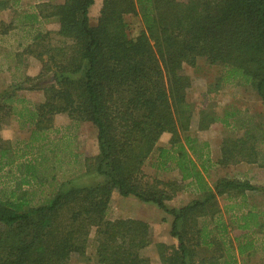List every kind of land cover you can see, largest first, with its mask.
Instances as JSON below:
<instances>
[{"label": "trees", "instance_id": "trees-1", "mask_svg": "<svg viewBox=\"0 0 264 264\" xmlns=\"http://www.w3.org/2000/svg\"><path fill=\"white\" fill-rule=\"evenodd\" d=\"M95 1L44 3L39 10L58 29L36 33L21 55L41 63L38 79L49 74L54 79L44 88L42 103L30 108L17 93L0 94V130L10 120L32 129L23 148L0 137V170H16L13 186L0 189V264H68L74 255L86 254L92 229L97 264H154L148 252L151 226L108 218L115 192L173 216L170 235L176 245L155 244L159 264H235L222 262L224 244L217 240L227 228L218 198L241 197L245 209L234 214L237 227L264 234V213L245 200L246 192L264 187L236 178L211 185L208 174L215 164L264 170V115L201 110L199 131L217 123L229 130L215 163L210 143L190 134L192 80L183 68L203 59L224 69L216 87L248 86L264 101V0H102L92 25L89 10ZM20 3L0 0V11ZM128 16L140 20L137 36L130 33ZM52 35L70 45L55 47ZM57 115L97 129L98 155L85 159L84 173L77 171L76 154H57L50 165L39 153L35 143L53 128ZM164 134L171 136L168 146L158 147ZM154 153L153 167L178 172L180 180L146 176L143 168ZM64 160L70 173L59 178ZM187 190L198 198L181 209L167 207ZM200 218H209L212 228L200 226Z\"/></svg>", "mask_w": 264, "mask_h": 264}, {"label": "rangeland", "instance_id": "rangeland-1", "mask_svg": "<svg viewBox=\"0 0 264 264\" xmlns=\"http://www.w3.org/2000/svg\"><path fill=\"white\" fill-rule=\"evenodd\" d=\"M63 2L64 0H21L20 6L15 10H11L10 14H8L7 21H0V31L5 30L9 25L19 29H28V27H31L32 31L26 35L21 30H19V33L16 30L14 34H9L4 38L2 37L1 44L8 48L6 52L2 53L3 59L11 52L14 53L15 49H20L22 52L36 33L56 32L58 28L55 20H43L42 18L39 19V17L35 18L34 15L38 14L44 3L61 4ZM101 4L102 0H96L95 4L89 10V17L92 25H95L98 21ZM127 20L130 23V33L133 36H137L141 30L140 20L133 16H128ZM52 37V44L55 47L62 48L66 45H70V42H63V39L56 35H52ZM30 57L31 56L22 57L23 64L20 66L19 71H14V66L9 65V63L5 64L0 62L2 64L0 70H5L4 74L6 75L0 77V88H5V91L17 93V95L22 91V93H20L22 98L25 96V91H35L31 94L33 99H26L27 102H29L27 106L33 108L34 105L40 104L45 100L44 88L54 82V79L50 77V74L38 79L41 63L35 58L34 61H31L33 59ZM33 62L38 64V66L33 65ZM14 72L16 77L20 76L21 79H19L21 82L15 80L16 83L9 84L8 80H10V74ZM223 72L224 69L222 67L210 65L203 59H200L197 66L194 68L188 65H185L183 68V73L192 80V87L187 93L188 102L193 106L194 110L190 134L210 143L211 156L215 163L221 158L220 144L223 138L228 135L229 130L222 124L217 123L211 126L207 131H199L198 123L201 110L209 109L222 116L224 110L236 108L252 114L261 113L264 115V101L258 99L248 86L237 87L220 83V86L216 87L221 76H223ZM26 77L32 78L33 82L25 83L24 80ZM34 78L36 80H34ZM21 88L22 90H20ZM15 124L16 129H14ZM7 127L9 128L7 129ZM5 132H7V134H5ZM31 132L32 129H21L17 121L10 120L9 124L4 125L2 130H0V137L3 140L10 141L14 148H23V143L31 137ZM170 138L171 136L169 134H164L157 146H168ZM35 144H37L38 147L41 145L42 149H40L39 153H41L45 159L51 161V163H49L50 165L57 154H60L63 158H68L72 153L74 155L76 154V156H78L76 158L77 171L83 173L86 171L84 168L85 159L94 158L98 155L96 127L89 122H73L66 115H57L54 120L53 128L43 135V138ZM155 157L156 154L154 153L147 160L143 168L148 178L161 181L180 180L178 172H161L156 170L153 167ZM15 172V167H5L3 170H0V189L13 186L12 174H15ZM69 173L70 167L65 161V164H62L59 178ZM221 178L248 180L255 186L264 187V170L254 165L240 164L224 168L221 165L215 164L209 171L208 181L211 185H214L217 180ZM99 180L100 178L93 179L92 183ZM196 198H198L197 195L190 190L179 192L173 200L167 202V207L169 209H181L193 202ZM245 200L247 205L254 206L259 212L264 213V192L248 191L246 192ZM246 204L244 203V205ZM218 205L221 209L220 220L227 228V233L222 240H217L218 244H221V242L224 244L221 246V249L224 250L222 262H233L235 264H264V234L259 232V230L243 231L237 227V219L234 217V214L240 213L241 210L245 209L241 197H237V195L219 197ZM236 205H240L241 207L238 208ZM231 206H234V210L228 212L227 210ZM131 215L138 218L147 216L153 219L151 223L153 245L149 248L148 252L154 264H159L158 251L155 244L163 243L168 246L176 245V239L170 235V226L171 221H173V216L165 213L156 205L144 203L135 197H122L115 192L110 202L108 218L111 220L128 219ZM219 217H217V220H219ZM167 223L168 227L166 226ZM206 224L209 225L210 229L213 226L209 218L199 219L200 226ZM213 235L216 238L218 234L215 232ZM216 246L214 248H217ZM95 248V229H92L86 254L84 256L74 255L68 264H97Z\"/></svg>", "mask_w": 264, "mask_h": 264}, {"label": "crops", "instance_id": "crops-1", "mask_svg": "<svg viewBox=\"0 0 264 264\" xmlns=\"http://www.w3.org/2000/svg\"><path fill=\"white\" fill-rule=\"evenodd\" d=\"M11 10H15V9H7V10H3V11H0V21L1 20H3V21H7L6 19H7V17H8V14H10V12H11ZM34 17L35 18H37V17H39V19L40 18H42V17H40L39 16V13L38 14H36V15H34ZM38 19V20H39ZM43 19V18H42ZM43 20H46V19H43ZM16 30H17V32L19 33V30H21L24 34H28V33H30L31 31H32V29H31V27H28V29H19V28H16L15 26H11V25H9L8 26V28H6L5 30H2V31H0V62L1 63H5V64H7V63H9V65H12V66H14L13 67V70L15 71V70H17V71H19V69H20V66L23 64L22 63V57H25L26 55H21V50L20 49H15L14 50V53L13 52H11L10 54H8V55H6L5 56V59H3V57H2V53L3 52H6L7 51V47H5L4 45H2L1 44V42H2V39L4 38V37H6V36H8L9 34L11 35V34H14L15 32H16ZM3 37V38H2ZM32 39V38H31ZM30 39V42L25 46V48L32 42V40ZM22 44V43H21ZM20 44V45H21ZM20 45H18V46H20ZM4 49H5V51H4ZM11 49V48H10ZM29 57V56H28ZM31 59H33V60H31V61H34V58L33 57H30ZM0 63V66L2 65ZM33 65H37L38 66V64H36V63H34L33 62ZM8 70H9V68H8ZM5 70H0V77L1 76H6L5 74ZM11 75V77H10V80H8V83L9 84H12V83H16L15 82V80H19L20 81V76L19 77H16V74H15V72L14 73H12V74H10ZM20 78V79H19ZM21 82V81H20ZM5 88H0V94H3L4 92H5V90H4ZM33 92H35V91H25V96H23L25 99H29V100H31V99H33V96L31 95ZM20 93H22V91L21 92H19V96L21 97V95H20ZM42 103V102H41ZM9 124V123H8ZM15 128L14 129H16V124H15V126H14ZM9 127H7V129H8ZM2 130V129H1ZM5 134H7V132H5ZM246 165H248V164H246ZM251 166V165H250ZM163 211V210H162ZM151 217H142V218H138V217H134L133 215H131L128 219H134V220H140V221H144V222H146V223H148L150 226H151V223L153 222V219H150ZM162 220V219H161ZM171 225H172V221H171ZM167 227H168V223H167V225H166ZM165 226V227H166ZM170 228H171V226H170Z\"/></svg>", "mask_w": 264, "mask_h": 264}]
</instances>
